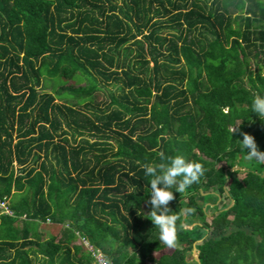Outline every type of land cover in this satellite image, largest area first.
Wrapping results in <instances>:
<instances>
[{"label": "trees", "instance_id": "1", "mask_svg": "<svg viewBox=\"0 0 264 264\" xmlns=\"http://www.w3.org/2000/svg\"><path fill=\"white\" fill-rule=\"evenodd\" d=\"M256 95L264 0H0V264H94L82 239L112 264H264V161L230 132L264 152ZM160 152L205 172L170 189L178 244L156 257L144 165Z\"/></svg>", "mask_w": 264, "mask_h": 264}, {"label": "clouds", "instance_id": "2", "mask_svg": "<svg viewBox=\"0 0 264 264\" xmlns=\"http://www.w3.org/2000/svg\"><path fill=\"white\" fill-rule=\"evenodd\" d=\"M252 112L259 118L264 117V96L256 95L252 101ZM231 135L239 133L243 137L239 141L247 161H264V152L258 149L254 136L240 131V126L230 129ZM161 163L144 165L145 175L151 177L148 184L147 201L151 206L148 217L155 228L159 230V240L167 248H175L178 244L176 221L178 215L171 214L168 207L174 201L175 193L186 191L194 183H198L204 176L205 169L195 161H189L183 155L165 156L158 153ZM195 212L192 208L181 209V215H190Z\"/></svg>", "mask_w": 264, "mask_h": 264}, {"label": "rangeland", "instance_id": "3", "mask_svg": "<svg viewBox=\"0 0 264 264\" xmlns=\"http://www.w3.org/2000/svg\"><path fill=\"white\" fill-rule=\"evenodd\" d=\"M60 79L56 78V79H48V78H44V81H43V89H42V92H49V93H55V88L54 87V83L58 82ZM57 84H60V81L57 83ZM87 84V81L83 80V81H78V80H67L64 82V85L65 86H84ZM108 89L109 90H114L115 89V85L114 84H110L108 85ZM57 102L59 103H65L67 102L64 98H59L57 97ZM109 98H108V95H107V92L106 90H102L101 92L97 93L96 97H95V102L99 103L102 107L107 104L109 102ZM80 138H77V140H79ZM89 139H91V141L94 140V138H91L89 137ZM73 142V141H72ZM203 198L204 196H200L198 199L201 201V202H204L203 201ZM225 202V200L223 199H220L219 202H218V205L222 206L223 203ZM214 212V209H209L208 210V215L209 217H211L212 213ZM61 226L60 225H56V224H53L51 222H47V224H43L41 226V231L45 234V237L46 239H49L51 237H56L57 239H60L61 238ZM83 243L82 241H79V245ZM84 248V250H86V246L84 245V243L82 244ZM171 253V248H167L165 250H163L162 252H160L159 254H155L156 257H159L160 255L162 254H169ZM131 255V254H129ZM127 254H125L123 257H121V262H123L126 258H127ZM191 257L193 258L194 255L192 253V256L191 255H188V259L191 260ZM195 259V258H194ZM150 264V263H148Z\"/></svg>", "mask_w": 264, "mask_h": 264}, {"label": "built area", "instance_id": "4", "mask_svg": "<svg viewBox=\"0 0 264 264\" xmlns=\"http://www.w3.org/2000/svg\"><path fill=\"white\" fill-rule=\"evenodd\" d=\"M1 207L6 209V212L10 213L4 203L0 204ZM82 242L86 248L90 251L92 257L94 258V264H112V262L105 256V254L95 247H93L88 241L82 239Z\"/></svg>", "mask_w": 264, "mask_h": 264}, {"label": "water", "instance_id": "5", "mask_svg": "<svg viewBox=\"0 0 264 264\" xmlns=\"http://www.w3.org/2000/svg\"><path fill=\"white\" fill-rule=\"evenodd\" d=\"M240 169H241L240 167L235 166L234 168L230 169V171L233 172V171L240 170ZM243 171H247V169H243ZM227 172H228V170L226 171L227 182H226L225 187L227 186V184L229 182ZM227 195H228V192H227ZM231 207H232V205L228 209H230ZM182 223L185 224V219L184 218L182 220ZM193 227H194V225H192V226H185L186 229H192ZM193 255H194L195 260L199 263L200 262V260H199V252L197 251L196 246H194Z\"/></svg>", "mask_w": 264, "mask_h": 264}]
</instances>
